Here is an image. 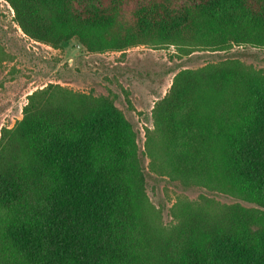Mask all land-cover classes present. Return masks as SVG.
I'll return each mask as SVG.
<instances>
[{
	"label": "trees",
	"instance_id": "obj_1",
	"mask_svg": "<svg viewBox=\"0 0 264 264\" xmlns=\"http://www.w3.org/2000/svg\"><path fill=\"white\" fill-rule=\"evenodd\" d=\"M4 1L52 49H264V0ZM151 119L144 166L109 98L57 84L28 95L0 131V264H264V73L234 57L177 71ZM148 174L239 202L178 199L166 227Z\"/></svg>",
	"mask_w": 264,
	"mask_h": 264
},
{
	"label": "rangeland",
	"instance_id": "obj_2",
	"mask_svg": "<svg viewBox=\"0 0 264 264\" xmlns=\"http://www.w3.org/2000/svg\"><path fill=\"white\" fill-rule=\"evenodd\" d=\"M0 0V48L9 59L0 65V131L13 128L22 118L26 97L48 84H57L75 92L109 98L131 124L139 153H145V131L152 129L151 110L167 93L173 75L182 69L234 57L264 73V49L233 47L228 52H194L181 56L173 47L151 49L139 46L124 53H88L73 39L52 49L25 36L13 21V11ZM144 166L149 159L142 154ZM145 193L162 213V223L173 226L171 209L178 199L199 202L206 196L215 203L239 202L203 188H185L165 177L148 174ZM244 206L250 207L240 202Z\"/></svg>",
	"mask_w": 264,
	"mask_h": 264
},
{
	"label": "built area",
	"instance_id": "obj_3",
	"mask_svg": "<svg viewBox=\"0 0 264 264\" xmlns=\"http://www.w3.org/2000/svg\"><path fill=\"white\" fill-rule=\"evenodd\" d=\"M12 12V11H11Z\"/></svg>",
	"mask_w": 264,
	"mask_h": 264
}]
</instances>
